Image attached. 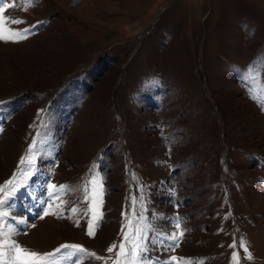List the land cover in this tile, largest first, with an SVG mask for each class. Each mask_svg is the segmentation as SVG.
Listing matches in <instances>:
<instances>
[{
    "label": "rangeland",
    "instance_id": "obj_1",
    "mask_svg": "<svg viewBox=\"0 0 264 264\" xmlns=\"http://www.w3.org/2000/svg\"><path fill=\"white\" fill-rule=\"evenodd\" d=\"M0 7L6 28L39 22L26 40L0 42V186L21 176L34 140L39 153L5 221H27L20 245L79 244L104 258L80 264H113L143 214L150 238L186 230L174 251L149 245L153 264H264V0ZM49 183L67 187L49 209L57 215L40 218Z\"/></svg>",
    "mask_w": 264,
    "mask_h": 264
},
{
    "label": "snow or ice",
    "instance_id": "obj_2",
    "mask_svg": "<svg viewBox=\"0 0 264 264\" xmlns=\"http://www.w3.org/2000/svg\"><path fill=\"white\" fill-rule=\"evenodd\" d=\"M31 2V0H28ZM4 8L0 7V13H3ZM13 24L23 23L21 20H12ZM39 26V22L37 25H31L22 30H14L11 28L5 27V18L0 15V42H11V43H19L23 40H26L30 35L34 34V29ZM251 69L252 66H249ZM154 83H158V81H154ZM250 97H253V93L250 92ZM261 107L264 109V102H261ZM3 129L0 128V131ZM35 140L32 145L29 146V149L24 157L21 158L19 164L21 167V176L18 178L14 173L13 177L5 182L4 185L0 186V264H80V261L85 258H95L97 260L104 259L103 257L98 256L95 253L89 252L82 245L79 244H62L58 248H56L51 253H39L33 250H29L22 245H20L15 239L16 236L23 234L26 232L25 229L19 228L20 224H27L26 220H20L15 222V226L13 224L7 225V230H5V221L10 218V209L12 201L14 200L17 192L27 185V181L32 178L36 171V159L39 153L34 152L35 148ZM96 184V177L93 176L86 184H85V200H91L92 203L89 205L87 212L93 213V217L88 221V235L90 237H94V223L95 220V194L93 190V194H89L88 185ZM65 185H54L48 184L46 191L48 194V200L42 201L44 204V208L42 209V214L40 218H43L46 215L52 214L57 215L55 211L49 212V209L53 208L54 201L59 198L58 193L62 192L66 189ZM100 187L102 191V181L100 182ZM7 189V191H6ZM143 197H141V201ZM136 198L133 197V203L135 204ZM60 207V206H57ZM75 211V209H73ZM63 213L61 212L60 215ZM14 219V218H13ZM146 218L141 214L139 217L135 227H133V221L129 220L128 223V232L123 233V240L119 245V251L115 253V258L113 260V264H153V261L149 255V245L159 243L161 245L167 242L165 250L174 251L176 247L179 246V240L183 237L184 231L172 232L170 234H159V238L153 239L148 236L147 230L151 227L147 223H143ZM95 223H99L98 220H95ZM79 224V221H77ZM181 220L177 217L176 223L174 227L176 229H180ZM34 226V225H31ZM123 232V229H122ZM131 245V248L128 246ZM116 244H112L109 246L107 251L112 253L116 248ZM229 247L235 248L236 243L233 242ZM240 247L244 249L247 253L248 249L246 247V241L243 239L240 240ZM60 254V255H57ZM234 258H238V253H233ZM111 258V257H109ZM247 259H252L250 253L247 255ZM178 260L177 257H172L171 262L166 261L165 264H172V262H176Z\"/></svg>",
    "mask_w": 264,
    "mask_h": 264
},
{
    "label": "bare ground",
    "instance_id": "obj_3",
    "mask_svg": "<svg viewBox=\"0 0 264 264\" xmlns=\"http://www.w3.org/2000/svg\"><path fill=\"white\" fill-rule=\"evenodd\" d=\"M33 214V212H30V215H32ZM21 219V218H20ZM22 220V219H21ZM25 220V219H24ZM10 223V222H9ZM19 226H21V225H19Z\"/></svg>",
    "mask_w": 264,
    "mask_h": 264
}]
</instances>
